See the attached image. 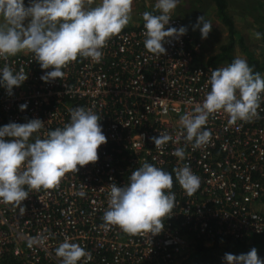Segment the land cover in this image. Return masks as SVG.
Returning <instances> with one entry per match:
<instances>
[{"label": "built area", "instance_id": "2783aa9c", "mask_svg": "<svg viewBox=\"0 0 264 264\" xmlns=\"http://www.w3.org/2000/svg\"><path fill=\"white\" fill-rule=\"evenodd\" d=\"M138 16L136 27L110 38L100 61L78 57L62 69L60 79L42 81L52 69H42L30 52L0 59V68L8 63L28 75L11 96L0 86V127L39 118L45 126L34 135L43 138L70 122L71 109L84 107L101 116L107 138L97 162L66 173L58 187L31 190L21 203L23 214L0 202V264L9 259L16 264H62L56 248L66 237L91 253L87 264H173L194 241L248 243L264 235L259 209L264 197V93L259 119L229 124L221 110L205 126L212 132L211 142L195 150L186 146L180 116L202 104L211 90L210 71L220 67L200 61L201 43L189 30L179 39L166 38V54L149 53L143 14ZM180 26L183 21L171 14L165 30ZM22 104H27L24 111ZM160 133L178 142L156 148L151 137ZM178 147L186 149L183 161L173 155ZM145 161L173 174L176 206L164 218L162 232L131 235L116 226L102 227L108 186H125ZM184 164L201 178L191 196L173 172ZM218 264L227 262L222 257Z\"/></svg>", "mask_w": 264, "mask_h": 264}, {"label": "clouds", "instance_id": "9594fccd", "mask_svg": "<svg viewBox=\"0 0 264 264\" xmlns=\"http://www.w3.org/2000/svg\"><path fill=\"white\" fill-rule=\"evenodd\" d=\"M91 2L87 0L88 4ZM132 4L133 0H100L97 6L86 7V0H30L25 6L24 0H0V59L7 61L27 51L34 54L42 69H52L41 76L42 81L60 79L65 75L62 69L78 57L102 59V49L110 38L119 35L131 22ZM178 4L179 0H157L155 8L159 14L143 13L144 47L149 53L166 54V38L179 39L187 33L186 26L165 30ZM197 28L201 38L207 39L212 23L200 16L193 25V30ZM261 35L255 33L257 39ZM210 72V92L202 104L179 119L184 130L181 135L186 146L191 144L193 150L211 142L212 132L205 127L211 114L223 110L229 116V124L259 119L264 76L254 72L242 57ZM27 79L23 67L15 71L5 63L0 68V86L10 96L13 88ZM26 108L27 104L20 105L21 111ZM100 120L101 116L91 108L76 107L70 110L69 123L47 131L43 138L34 135L45 126L39 118L0 127V202L18 207L23 214L21 203L31 190L58 187L66 173L97 162L99 147L107 143ZM151 141L159 148L173 141V137L160 133L151 137ZM173 155L185 160V147L176 148ZM173 172L175 181L189 196L199 190L201 178L189 164L176 167ZM173 184L172 173L145 161L131 173L125 186L115 183L108 186V208L102 217V227L116 226L131 235L160 234L164 218L176 206ZM56 255L62 258V264H77L82 258L83 264H87L92 259L89 251L67 237L56 248ZM224 260L227 264H264L256 248L239 256L226 253Z\"/></svg>", "mask_w": 264, "mask_h": 264}, {"label": "rangeland", "instance_id": "374dc122", "mask_svg": "<svg viewBox=\"0 0 264 264\" xmlns=\"http://www.w3.org/2000/svg\"><path fill=\"white\" fill-rule=\"evenodd\" d=\"M252 1V0H251ZM248 3L243 0H230L228 1L230 16L234 20V34L229 35L228 29L221 22L218 17L213 0H179L177 8L171 13L178 17L187 26L188 30L194 36L195 41L201 42L200 61L207 64H216L217 67H223L230 64L235 58H245L251 66L254 60L257 63L259 73L264 75V18L260 19L255 9H252L253 3ZM157 0H133L132 4V20L125 27H133L138 24L139 14L144 12L158 13L155 8ZM25 6H26V2ZM100 3V0H92L91 4L87 3L86 7H95ZM260 11L262 8H258ZM246 12H250L247 18ZM239 13L243 16H239ZM205 16L207 20L212 23V30L207 39L201 38V32L197 28L193 30V25L196 24L197 18ZM28 21H25V25ZM202 27V25H201ZM261 33V38L257 39L255 33ZM230 45V46H229ZM229 47L230 49H228ZM226 50V51H224ZM229 50V51H227ZM224 52V53H223ZM264 204V201H263ZM259 205V209L264 214V206ZM258 206V205H257ZM259 240L264 239V235L257 237ZM253 241V239H252ZM252 241L248 242L251 243ZM193 249V247H191ZM185 252L178 262L173 264H181L192 254V249ZM191 252V253H190ZM190 253V254H188ZM4 264V263H1Z\"/></svg>", "mask_w": 264, "mask_h": 264}, {"label": "trees", "instance_id": "16d2710c", "mask_svg": "<svg viewBox=\"0 0 264 264\" xmlns=\"http://www.w3.org/2000/svg\"><path fill=\"white\" fill-rule=\"evenodd\" d=\"M217 8V14L221 18L222 23L227 27L229 35L234 34V26L231 18L227 15V2L226 0H213ZM192 38L194 36L192 35ZM230 46V45H229ZM230 49L229 47H227ZM226 51V50H224ZM229 51V50H227ZM224 53V52H223ZM213 66L216 64H212ZM257 63L253 60L251 67L256 69ZM257 69L256 72H259ZM264 201V197L262 198ZM192 254L189 258L181 264H218L220 258L224 257L226 253H231L235 256L247 254L252 248H256L257 255L261 260H264V239L254 238L251 243L240 241H233L230 239H217L211 243L199 240L191 243ZM4 264H16L15 261L9 259Z\"/></svg>", "mask_w": 264, "mask_h": 264}, {"label": "crops", "instance_id": "0c3cea01", "mask_svg": "<svg viewBox=\"0 0 264 264\" xmlns=\"http://www.w3.org/2000/svg\"><path fill=\"white\" fill-rule=\"evenodd\" d=\"M228 1H229V3H230V0H226V2L228 3ZM244 2H246V3H248L249 1H251V0H243ZM24 2H26V6H28L29 5V3H30V0H24ZM252 3H253V6H251V8L252 9H255V12H257V14H258V16H256V17H260V19H262V18H264V0H252L251 1ZM214 6H215V8H216V5H215V3H214ZM229 6L230 5H228L227 4V15L230 17V16H232V15H229L230 14V8H229ZM262 8V10L260 11L258 8ZM216 12H217V8H216ZM246 15H247V18H249V16H250V12H246L245 13ZM218 15V14H217ZM239 16L241 17V16H243L242 14H240L239 13ZM218 17H219V15H218ZM220 18V17H219ZM231 18V17H230ZM221 19V18H220ZM250 19V18H249ZM231 20H232V23H233V26H234V29H235V25H234V20H233V18H231ZM222 22V21H221ZM138 23H139V21H138ZM223 24V23H222ZM224 25V24H223ZM137 26V25H136ZM136 26H133V27H136ZM186 26V25H185ZM225 26V25H224ZM133 27H129V28H133ZM187 27V26H186ZM124 29H128V28H124ZM188 29V28H187ZM201 43V42H200ZM27 51H24V52H21V53H26ZM253 68V67H252ZM253 70H255V69H253ZM264 76V75H263ZM263 206H264V204H263Z\"/></svg>", "mask_w": 264, "mask_h": 264}]
</instances>
